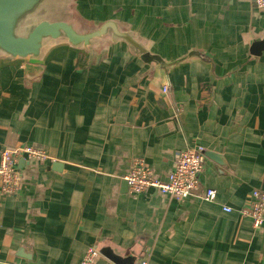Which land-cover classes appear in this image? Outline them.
Segmentation results:
<instances>
[{
    "label": "crops",
    "instance_id": "obj_1",
    "mask_svg": "<svg viewBox=\"0 0 264 264\" xmlns=\"http://www.w3.org/2000/svg\"><path fill=\"white\" fill-rule=\"evenodd\" d=\"M81 2L163 60L202 59L150 69L117 44L56 48L40 66L0 61V152L30 145L49 157L20 160L18 194L0 195V264H79L91 247L95 264H264V224L239 214L264 191V46L254 48L264 14L254 0ZM194 147L205 154L188 199L129 196L133 159L165 181Z\"/></svg>",
    "mask_w": 264,
    "mask_h": 264
},
{
    "label": "water",
    "instance_id": "obj_2",
    "mask_svg": "<svg viewBox=\"0 0 264 264\" xmlns=\"http://www.w3.org/2000/svg\"><path fill=\"white\" fill-rule=\"evenodd\" d=\"M87 10L81 0H0V61L40 66L56 48L93 54L117 44L150 69L168 72L194 57L202 59L190 52L173 61L163 60L148 50L145 39L129 24Z\"/></svg>",
    "mask_w": 264,
    "mask_h": 264
},
{
    "label": "built area",
    "instance_id": "obj_3",
    "mask_svg": "<svg viewBox=\"0 0 264 264\" xmlns=\"http://www.w3.org/2000/svg\"><path fill=\"white\" fill-rule=\"evenodd\" d=\"M258 12L264 14V0H254ZM169 86L162 87L166 93ZM46 153L35 146L24 145L5 147L0 152V195L14 197L18 194L23 182V173L17 168L20 160L31 165H41L48 160ZM204 150L194 147L180 151L175 155L172 171L165 181L158 180L150 166L142 159H133L124 180L128 187V194L137 197L148 190H155L177 202L188 199L199 188L200 176L203 170ZM215 191L207 190L202 197L205 202H213ZM229 213L230 208H223ZM241 217L251 220L254 228L264 224V191L253 190L250 194L248 206L239 211ZM100 257L96 248H88L79 264H95ZM145 264V263H142Z\"/></svg>",
    "mask_w": 264,
    "mask_h": 264
}]
</instances>
